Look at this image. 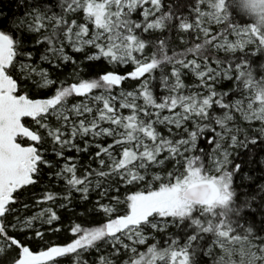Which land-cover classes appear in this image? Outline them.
Listing matches in <instances>:
<instances>
[{
  "label": "snow or ice",
  "instance_id": "1",
  "mask_svg": "<svg viewBox=\"0 0 264 264\" xmlns=\"http://www.w3.org/2000/svg\"><path fill=\"white\" fill-rule=\"evenodd\" d=\"M16 2L0 264H264V0Z\"/></svg>",
  "mask_w": 264,
  "mask_h": 264
},
{
  "label": "trees",
  "instance_id": "2",
  "mask_svg": "<svg viewBox=\"0 0 264 264\" xmlns=\"http://www.w3.org/2000/svg\"><path fill=\"white\" fill-rule=\"evenodd\" d=\"M0 10H3L5 12H7L10 16L12 14H20L22 13L23 9H19L17 7V2L16 0H0ZM128 90H131L130 88ZM82 210V209H80ZM63 211V210H62ZM67 215L68 213H64L65 216V223H67ZM64 238V234H58L57 236H53L52 239H63Z\"/></svg>",
  "mask_w": 264,
  "mask_h": 264
}]
</instances>
